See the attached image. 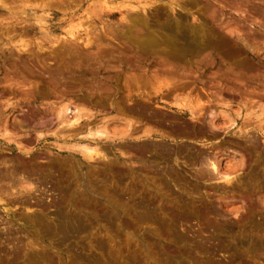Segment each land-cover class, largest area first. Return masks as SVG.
<instances>
[{
    "label": "rangeland",
    "instance_id": "1",
    "mask_svg": "<svg viewBox=\"0 0 264 264\" xmlns=\"http://www.w3.org/2000/svg\"><path fill=\"white\" fill-rule=\"evenodd\" d=\"M105 1L0 0V264H264V0Z\"/></svg>",
    "mask_w": 264,
    "mask_h": 264
},
{
    "label": "bare ground",
    "instance_id": "2",
    "mask_svg": "<svg viewBox=\"0 0 264 264\" xmlns=\"http://www.w3.org/2000/svg\"><path fill=\"white\" fill-rule=\"evenodd\" d=\"M0 4H4V3H0ZM104 4H106L107 5V3H106V1L104 0ZM4 6V5H3ZM128 18V17H127ZM129 19H130V17H129ZM131 20V19H130ZM136 21H138V20H136ZM134 22V21H133ZM89 152V151H88ZM91 152V151H90ZM94 160V159H93ZM211 168H212V171H217V164H215L214 162L211 164ZM224 180H226V181H230L232 178L230 177V176H228V175H226L224 178H223ZM5 210V209H4Z\"/></svg>",
    "mask_w": 264,
    "mask_h": 264
}]
</instances>
